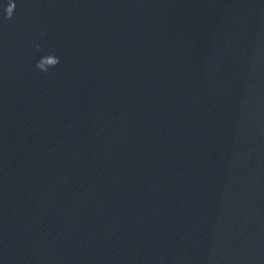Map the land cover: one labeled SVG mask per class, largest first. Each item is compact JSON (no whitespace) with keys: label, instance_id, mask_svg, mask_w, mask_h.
Here are the masks:
<instances>
[{"label":"water","instance_id":"1","mask_svg":"<svg viewBox=\"0 0 264 264\" xmlns=\"http://www.w3.org/2000/svg\"><path fill=\"white\" fill-rule=\"evenodd\" d=\"M0 264H264V4L0 5Z\"/></svg>","mask_w":264,"mask_h":264},{"label":"clouds","instance_id":"2","mask_svg":"<svg viewBox=\"0 0 264 264\" xmlns=\"http://www.w3.org/2000/svg\"><path fill=\"white\" fill-rule=\"evenodd\" d=\"M261 4H264V0H260ZM0 5H2V14L4 17H11L13 11L16 7V0H7L5 3L4 0H0ZM39 47V44L36 45ZM60 57L53 53H45L40 55L39 59L36 61V67L43 73L47 74L49 69L52 66H55L59 63Z\"/></svg>","mask_w":264,"mask_h":264}]
</instances>
